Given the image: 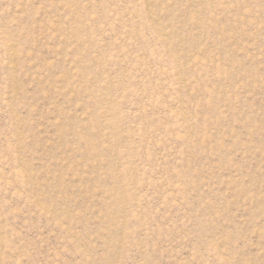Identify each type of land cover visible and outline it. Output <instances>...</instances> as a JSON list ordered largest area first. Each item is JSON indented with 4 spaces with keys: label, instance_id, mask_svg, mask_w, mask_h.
<instances>
[{
    "label": "rangeland",
    "instance_id": "obj_1",
    "mask_svg": "<svg viewBox=\"0 0 264 264\" xmlns=\"http://www.w3.org/2000/svg\"><path fill=\"white\" fill-rule=\"evenodd\" d=\"M0 264H264V0H0Z\"/></svg>",
    "mask_w": 264,
    "mask_h": 264
}]
</instances>
